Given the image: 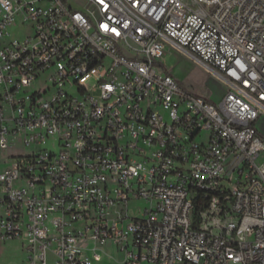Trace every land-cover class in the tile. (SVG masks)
<instances>
[{"label": "built area", "instance_id": "obj_1", "mask_svg": "<svg viewBox=\"0 0 264 264\" xmlns=\"http://www.w3.org/2000/svg\"><path fill=\"white\" fill-rule=\"evenodd\" d=\"M31 26L22 39L10 29ZM173 49L219 78L185 89ZM264 0H0V240L25 264H264ZM147 205L133 214L131 201Z\"/></svg>", "mask_w": 264, "mask_h": 264}, {"label": "rangeland", "instance_id": "obj_2", "mask_svg": "<svg viewBox=\"0 0 264 264\" xmlns=\"http://www.w3.org/2000/svg\"><path fill=\"white\" fill-rule=\"evenodd\" d=\"M17 22L18 26L10 29V39H22L31 31V26H23L20 19ZM160 70L163 73H170L188 91L202 95L213 102H219L225 94V86L219 78L189 56L173 49L168 51L162 58ZM258 128L264 136V119L259 121ZM22 138L20 137L18 145L11 150L7 152L0 150V171L7 165L5 162L7 163L12 155L37 152L44 149L55 152L60 151V146L54 138H48L45 143L39 146L33 144L31 147L24 146ZM259 161H264V152H262ZM146 205L147 203L144 200H133L129 204V210L131 213L136 214L139 209H144ZM3 211L0 205V217L3 215ZM27 245L28 242L25 239L0 240V264H25ZM106 251V253H103V259L95 264H125V252L120 251L117 247H107ZM49 262L51 264L52 259Z\"/></svg>", "mask_w": 264, "mask_h": 264}, {"label": "crops", "instance_id": "obj_3", "mask_svg": "<svg viewBox=\"0 0 264 264\" xmlns=\"http://www.w3.org/2000/svg\"><path fill=\"white\" fill-rule=\"evenodd\" d=\"M7 159H8V158H7ZM5 164H7V165H8V162H7V163L5 162ZM7 165H5V167H6ZM5 167H4V168H5ZM4 168H3V169H4ZM1 170H2V169H1Z\"/></svg>", "mask_w": 264, "mask_h": 264}]
</instances>
